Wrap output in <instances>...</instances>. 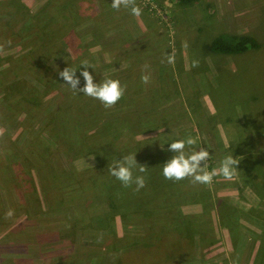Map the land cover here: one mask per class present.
Segmentation results:
<instances>
[{"label": "rangeland", "instance_id": "1", "mask_svg": "<svg viewBox=\"0 0 264 264\" xmlns=\"http://www.w3.org/2000/svg\"><path fill=\"white\" fill-rule=\"evenodd\" d=\"M12 1L0 4V264H58L81 247L90 248L91 264L106 248L128 251L123 260L132 261L157 239L194 264H264V182L251 170L264 171V0H136L140 16L113 9L112 0H71L65 19L58 9L66 0ZM221 33L251 35L259 46L211 53L206 46ZM84 60L96 83L111 78L125 87L114 107L60 79L70 67L83 87ZM29 61L39 63L40 80ZM22 79L35 91L26 85L15 93ZM78 102L83 111L97 108L85 126L75 124ZM53 125L65 134L58 150L46 132ZM189 135L196 150H208L209 172L233 155L234 177L178 181L175 198L153 203L129 202L118 180L102 191L98 182L111 175L94 173L97 157L108 166L109 156L135 153L139 164L154 146L171 152V142ZM102 140L112 155H99ZM109 195L119 198L112 217Z\"/></svg>", "mask_w": 264, "mask_h": 264}, {"label": "trees", "instance_id": "2", "mask_svg": "<svg viewBox=\"0 0 264 264\" xmlns=\"http://www.w3.org/2000/svg\"><path fill=\"white\" fill-rule=\"evenodd\" d=\"M180 4H191L194 1L197 0H175ZM2 2H7V0L2 1ZM0 1V4H3ZM67 2V3H66ZM71 2V0H66L65 4L63 5V7H61L60 9H58L59 12H62L59 14V18L60 16H64V19L66 17L69 16V14L66 12V7L68 6V4ZM10 5H17L15 4V0L11 2ZM79 8V5H78ZM18 10V8H16ZM22 10H27L26 6L22 4ZM78 11V9H77ZM76 12V11H75ZM22 15H24L22 13ZM42 17V16H41ZM43 18V17H42ZM62 22V21H61ZM65 22H62V24ZM259 46V43L257 41V39L251 35L248 34H224L221 33L219 35H216L215 37L212 38V40L207 44L206 49L208 51H210L211 53H219V54H242L244 52H247L249 50L255 49ZM31 63V61H29ZM38 67H39V63L38 62H32L30 65V75L31 76H36V78L38 80L39 77V73L38 72ZM25 79H22V81L16 80L15 83V89L14 92L17 93L19 91V93H21V89H25L26 85L27 88H31L33 91H35V89H33V85L31 82H26L24 81ZM3 80H0V84H6V82H3ZM14 84V83H13ZM19 84V85H18ZM18 85V88H17ZM81 103L78 102V105L76 106V112H73V114L75 115V120L78 119V124L79 126H85V124H89V122H91V118H93L97 108L93 107L91 110L89 109L88 111H83L81 110ZM61 119H59L56 123L59 125ZM55 125L49 127L47 129V134L49 135V137L52 139V142L55 144L56 146V150H58L59 148V144L62 143L63 144V138L65 134H58L56 132H54L53 128ZM91 137L92 135H88V141L91 142ZM69 138V137H68ZM85 138V136H84ZM86 143V146L91 145V143ZM103 143V147L105 150H101V153L99 154L100 156L104 155L105 152H108L112 155V150L108 149V147L106 148V145L108 143L104 142V140H102ZM36 144L35 141L32 143L30 150L32 152L36 151ZM186 151H188L186 149ZM173 152H168L166 150L160 149L157 146L153 147V152L149 153V155L144 156L142 158L139 159V164L140 165H144L147 167V171L145 173H137L135 175H143L145 177L146 180V186L144 188H142L139 192L135 191V185H133L130 188H124L123 190L120 191V194L128 197L129 198V202L131 200L134 201H138V200H144L145 201V197H149V203H153V202H158L164 199H172L175 198L173 196V190L174 188L177 186L176 183L174 181H170V180H166L163 175H162V169H163V164L165 162H167L170 158H172V156H174V154H172ZM98 155V156H99ZM110 157V156H109ZM107 157L106 159H109L110 163L112 161H114V159L112 157ZM97 160H99L98 165L94 168H92V170H94L95 174H106V172L108 173V166H106L105 160H100L97 157ZM112 160V161H111ZM144 160H147L148 162H144ZM252 173H254L255 176H261V181L262 183L264 182V171H262L261 167L258 165L254 168H251ZM117 179L115 177H107L105 179H103L102 181H99L98 183H102L103 185V189L102 191H104V193L108 192L109 190H111L113 187H117L118 183L116 181ZM188 180H190V178L185 179V180H181V182H189ZM175 183V185H174ZM117 190V189H116ZM101 192V191H100ZM97 193V192H96ZM132 193V195H130ZM100 194V193H99ZM119 194V196H120ZM110 196V202H108V205L110 206V210H109V214H111L110 217H112V211L115 212L114 210H116V200L119 202V198L116 200L114 199V197ZM116 196V195H114ZM130 196H132V198L130 199ZM134 196V197H133ZM143 203V202H142ZM91 220H96L95 218L91 219ZM101 218L97 217V221H100ZM147 224H153L154 219H151L150 221H146ZM190 231L189 229L186 230V235H188L190 237ZM163 240L157 239L155 244H144L141 247L140 251L136 254H134V259L132 261H124V257L122 256V254L127 253L128 251H123L122 249H117L115 248V252H113V249L110 248H106L104 252H101L100 255H98L99 257L96 258L94 257V261L93 264H102L98 259H104V258H110V256L115 257L113 262L111 264H194V261H189V259H186V255H182L177 253L176 251H171V249H167L164 246H161ZM159 245H156V244ZM167 244V243H166ZM123 247H127L126 245H122ZM161 247V250H163V252H161V254H153V251L150 252V250L153 249H157ZM139 250V249H138ZM83 251H87L89 253L90 256H87L86 258V263H84V260H81L80 257H82L84 255ZM115 253L116 255H112V253ZM131 254H133V252H129ZM140 254V256H138ZM96 254L94 253L93 256H95ZM150 255V256H148ZM91 250L89 249H85L84 247H81V250H76L74 248L72 255L68 256V257H64L63 261L58 262V264H91ZM138 256V257H137ZM149 259V260H148ZM180 259V260H179ZM202 258H200L201 260ZM156 260V261H155ZM199 260V261H200Z\"/></svg>", "mask_w": 264, "mask_h": 264}, {"label": "clouds", "instance_id": "3", "mask_svg": "<svg viewBox=\"0 0 264 264\" xmlns=\"http://www.w3.org/2000/svg\"><path fill=\"white\" fill-rule=\"evenodd\" d=\"M111 7L115 10L121 8L129 9L134 16L141 15V8L136 4V0H112ZM173 62V55H168V63ZM199 61L193 60L192 67H198ZM81 76L84 78L85 84L79 87L80 78L76 75L77 70L70 67L59 72V77L65 84L69 85L72 90L82 93L101 102L106 108L114 107L123 97L125 87L119 80L107 78L100 83L94 81L93 75L88 71L92 68L87 60L81 62ZM80 67V68H81ZM143 83H148L147 76L141 77ZM197 139L191 135L184 139L171 142L169 151L175 153L172 158L163 164L162 175L166 180L178 182L191 178L193 184H209L214 176L222 175L225 179H232L236 174L239 162L233 155H226L219 163V167L213 169L212 172L207 171V161L209 160V152L206 148L195 149ZM186 149H191L186 151ZM133 170L138 173H145L147 167L137 162L136 154L130 153L124 155L123 159L112 161L108 167V172L121 182L124 188H130L135 185V191L139 192L146 186V180L143 175H134ZM14 215L13 211H8L5 218L9 219Z\"/></svg>", "mask_w": 264, "mask_h": 264}]
</instances>
